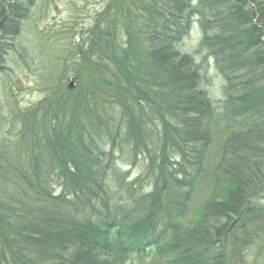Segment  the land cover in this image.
<instances>
[{
	"label": "trees",
	"instance_id": "obj_1",
	"mask_svg": "<svg viewBox=\"0 0 264 264\" xmlns=\"http://www.w3.org/2000/svg\"><path fill=\"white\" fill-rule=\"evenodd\" d=\"M37 1L0 0V73ZM194 21L238 130L187 226L216 115L179 49ZM89 34L67 111L43 131L28 112L12 143L22 150L0 145V264H246L264 242V0H109ZM122 145L146 163L133 181L116 166Z\"/></svg>",
	"mask_w": 264,
	"mask_h": 264
},
{
	"label": "rangeland",
	"instance_id": "obj_2",
	"mask_svg": "<svg viewBox=\"0 0 264 264\" xmlns=\"http://www.w3.org/2000/svg\"><path fill=\"white\" fill-rule=\"evenodd\" d=\"M109 0H38L22 21L21 30L5 56V70L0 73V145L11 147L19 136L25 115L40 111L36 128L43 131L44 123L51 122L52 111H67L61 108L67 99L65 94L70 80L75 76L77 65L88 54V39L96 16ZM201 31L197 21L179 44L182 53L193 57L202 77V88L216 106V115L211 124V142L205 154V172L200 178L182 224L191 226L198 218L202 202L211 199L216 175V165L221 157L225 139L238 128L223 118L224 82L216 72L212 58L199 48ZM98 87L86 84L80 91L96 98L90 102L92 109L99 102ZM75 90V86L71 91ZM127 101L133 106L131 99ZM97 111H100L98 103ZM114 108L116 104L113 102ZM95 111V110H94ZM111 111H107V114ZM50 113V114H49ZM40 121V122H39ZM118 132L125 131V122L116 121ZM123 133V132H122ZM122 133L118 142L122 140ZM101 141V139H99ZM120 143V142H119ZM117 150L118 171L127 173L131 181L145 172L143 158L134 160L125 145ZM119 149V148H117ZM135 162V163H133ZM113 198H117L116 195ZM264 204V201L262 202ZM248 253L246 264H262L264 242L255 241ZM257 260H252L256 257ZM247 259V253H246Z\"/></svg>",
	"mask_w": 264,
	"mask_h": 264
},
{
	"label": "water",
	"instance_id": "obj_3",
	"mask_svg": "<svg viewBox=\"0 0 264 264\" xmlns=\"http://www.w3.org/2000/svg\"><path fill=\"white\" fill-rule=\"evenodd\" d=\"M73 85H74V80H71L69 85L67 86V89L71 90L73 88Z\"/></svg>",
	"mask_w": 264,
	"mask_h": 264
}]
</instances>
